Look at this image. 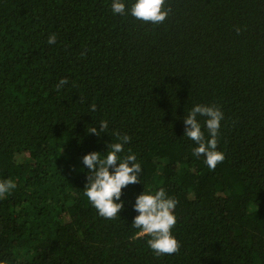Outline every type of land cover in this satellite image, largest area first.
<instances>
[{
  "label": "trees",
  "instance_id": "obj_1",
  "mask_svg": "<svg viewBox=\"0 0 264 264\" xmlns=\"http://www.w3.org/2000/svg\"><path fill=\"white\" fill-rule=\"evenodd\" d=\"M122 2L124 15L113 0H0V181L16 184L0 198V262L264 264V0H165L161 24ZM197 104L224 114L215 170L184 136ZM116 132L143 170L106 219L82 158H104ZM160 188L178 201L172 255L132 225L136 197Z\"/></svg>",
  "mask_w": 264,
  "mask_h": 264
},
{
  "label": "clouds",
  "instance_id": "obj_2",
  "mask_svg": "<svg viewBox=\"0 0 264 264\" xmlns=\"http://www.w3.org/2000/svg\"><path fill=\"white\" fill-rule=\"evenodd\" d=\"M112 11L115 14L124 15L125 3L122 0H113ZM129 11L137 20L161 24L166 20L171 9L165 8V0H135ZM56 39L53 33L49 36L48 43L54 44ZM67 82V79L62 78L56 86L57 90ZM90 110L96 111V105L92 104ZM198 116L206 117L205 127L209 134L207 139ZM223 116V112L216 106L197 104L184 117V136L198 145L193 154L205 156V162L212 170L225 160V154L217 150ZM99 125V131L94 126L87 131L100 136L108 129V122L102 120ZM115 136L118 142L107 145L108 150L104 158L101 157L100 152H90L82 158L83 165L90 173L87 176L85 195L97 209L98 214L106 219H115L122 211L124 208V201L121 200L122 189L130 184L139 183V174L143 170L135 154H129L123 158L119 155L124 145L130 143L131 137L127 134L121 135L119 132H116ZM15 187L16 184L11 179L0 181V198L10 193ZM177 204L178 201L175 198L166 195L164 188H160L154 194L144 191L136 197L133 208L138 215L134 217L132 225L141 229V234L151 237L147 243L157 256L176 254L180 250L179 241L172 235L177 219L174 214ZM0 264H7V262L3 261Z\"/></svg>",
  "mask_w": 264,
  "mask_h": 264
}]
</instances>
